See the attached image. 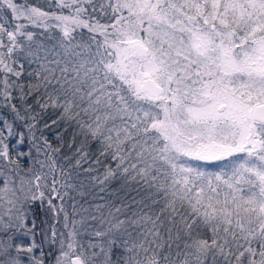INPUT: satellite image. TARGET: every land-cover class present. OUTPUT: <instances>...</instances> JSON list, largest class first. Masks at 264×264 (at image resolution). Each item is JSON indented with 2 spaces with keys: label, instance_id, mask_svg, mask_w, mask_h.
<instances>
[{
  "label": "snow or ice",
  "instance_id": "obj_1",
  "mask_svg": "<svg viewBox=\"0 0 264 264\" xmlns=\"http://www.w3.org/2000/svg\"><path fill=\"white\" fill-rule=\"evenodd\" d=\"M52 7L59 11L0 0L5 106L13 87L21 100L39 93L42 109H60L62 119L75 123L74 135L83 136L77 165L87 159L89 141H97L99 157L110 158L115 167L105 165L95 180L104 184L119 174L154 190L151 203L139 201L143 207L130 216L124 213L127 205L101 212L100 223L107 227L94 232L98 239L87 249L75 227L67 238L61 234L55 264H95L100 254L102 264H264V0H109L111 22L105 23L88 12L95 11L92 0H49ZM33 28L44 29L46 38ZM78 29L92 35L84 40L82 33L74 35ZM21 60L35 66L27 73L34 82L26 93L23 83L9 79L21 76L23 66L15 67ZM11 111L25 119L14 104ZM26 127L31 140L35 125ZM3 129L0 157L16 171L19 164L6 143L14 134L7 120ZM23 138L21 133L18 143ZM45 144L42 154L51 163L36 162L55 172L51 152L59 149ZM44 178L19 176L18 185L5 178L0 186V264H46L43 250L36 254L41 245L34 223H26L23 201L47 199L58 215L68 192L57 188L60 180L53 175V195L46 196ZM67 222L65 213L66 228ZM56 237L53 228V244ZM165 246L167 254L158 259ZM117 248L122 251L114 261Z\"/></svg>",
  "mask_w": 264,
  "mask_h": 264
},
{
  "label": "trees",
  "instance_id": "obj_2",
  "mask_svg": "<svg viewBox=\"0 0 264 264\" xmlns=\"http://www.w3.org/2000/svg\"><path fill=\"white\" fill-rule=\"evenodd\" d=\"M20 3H30L34 5L41 6L44 10L59 11V9L52 7L48 8L49 0H19ZM109 0H92V4L95 7L93 11L92 7L88 8V12L94 19H99L102 23L111 22L109 17L111 16V10L107 9L106 5ZM114 2V0H112ZM105 5V8L102 9L101 5ZM66 11V10H65ZM107 12V15H104V12ZM10 18V16H9ZM32 31L38 33L40 38L47 36V33L44 32L42 28H33ZM52 33L59 37V32L55 29L51 30ZM83 34L82 39L87 40L92 34L87 31V29H78L74 35L80 37V34ZM21 65L23 66V71L19 78L15 76H10V80H17V83H23L25 85V93L28 91L27 85L29 82H34L33 77H29L27 73L32 71L35 67L34 65H29L27 61L21 60L15 67L17 70H20ZM4 76L3 73H0V79ZM3 85L0 84V88ZM42 91V90H41ZM11 103L8 106H5V101L3 97H0V129H3V122L7 120L13 129V135L8 138L6 143L8 144L9 155L11 158L16 159L19 164V169L16 171H11V173H19L20 175L26 174L30 175L35 179V175L39 173L45 174V178L42 179L41 183L47 184V187L42 188L46 196L53 195L51 193V186L53 175L60 180V184H57V188L61 192H68V195L64 197L63 201V212H59L58 215L54 214L52 209L48 204V200L41 199L32 200L29 196V199L25 201L26 213L28 216V226L35 225L34 231L36 233L35 241L40 244L37 236L39 237L41 230V238L45 234L48 235L49 231L52 228L56 229L57 237L56 243L53 244L50 241L47 242L46 250H43L45 253L46 264H55V258L59 254V239L61 234L67 238L68 231L77 227L79 218L81 214L86 211H100L106 213L108 212V206L122 207L127 205L124 208V213L131 215V212L137 210L138 208L143 207L142 204L138 203L139 201H145L146 203H151L150 194L152 191L147 187L143 186L142 183L138 184L136 182L129 181L128 187H126V195L120 197L117 194L109 193L108 186L110 183L105 181L104 184L99 183L94 177L102 176L105 171V165H110L113 168L115 167V162L110 158L99 157V144L97 141H89L86 145L85 150L88 153L87 159H82L81 163L77 165V160L81 159V153H78L76 149L80 147L81 141L84 139L82 135H74L78 132V129L74 122L65 121L60 116V109H53L48 107L42 109L39 104L36 103V96L39 93H33L30 96H26L24 100L20 99V91L18 88L13 87L12 90ZM43 102V101H41ZM14 104L19 110L22 116L25 119H17L15 114L11 111V105ZM31 106V107H29ZM56 121V123H53ZM34 124L35 128L32 130L34 137L30 140L32 133L29 132L26 125ZM4 134L7 135V129H3ZM24 134L23 141H20V134ZM45 140L48 144H51L52 148H58V152H51L53 160L55 161L56 171H51L47 166L41 169L37 160L45 161L46 165L51 163L47 160V157L42 154L43 150L46 147ZM36 145H39L41 152L38 153ZM2 147V146H0ZM244 155V154H238ZM97 157L100 158L101 164H96L95 160ZM223 165H221L222 167ZM94 169L93 171H85L89 168ZM0 169L10 172L9 169H16V165L9 164L2 157H0ZM63 170V173L61 172ZM31 170V171H29ZM211 171H219L220 167H213ZM119 175V174H118ZM122 177V176H121ZM71 184L73 187H62L63 184ZM32 191L35 192V184H32ZM38 195V193H37ZM159 198V197H157ZM54 203L57 206V209L61 206V201L56 199ZM104 205L105 207L98 210L97 206ZM154 208L158 207L153 205ZM114 211V208H113ZM65 213L68 216L67 228L65 227ZM120 218L124 219L125 215L120 214ZM73 221H76L73 225ZM167 223L161 228V235L164 241L168 239ZM204 235L207 238L211 237V233L205 231ZM41 245V244H40ZM182 247V245H181ZM176 246L173 245V255L175 254ZM121 249H113L112 259L115 261L117 257L121 254ZM167 246L160 249V257L158 259L162 260V256L167 254Z\"/></svg>",
  "mask_w": 264,
  "mask_h": 264
},
{
  "label": "rangeland",
  "instance_id": "obj_3",
  "mask_svg": "<svg viewBox=\"0 0 264 264\" xmlns=\"http://www.w3.org/2000/svg\"><path fill=\"white\" fill-rule=\"evenodd\" d=\"M45 38H46V36L43 37L42 39H45ZM19 176H23V177H25V179L33 181V178L30 175H27V173L25 175L24 174L23 175L22 174L17 175V173H15V172L13 174L11 172H7V171L0 169V186L3 185L5 178H8L10 181H14L18 185L19 184ZM108 182L110 183V186H108L109 187L108 188L109 193L117 194L120 197H124L126 195V192H128V191H126V187H125V186H127V188H129L128 182H126L121 177V175H117L115 178H111ZM25 187H27V185ZM17 191L19 194L18 188H17ZM25 201H27V200H25ZM25 201H23L24 209H26ZM0 211H2V209H0ZM101 212H103V211L101 210ZM101 212L100 211H95V212L86 211L85 213L81 214V216L79 218V222H78V225L75 228V230L78 233L77 240L84 245L85 249L88 248V243L90 241L91 242L97 241L98 238L94 236V232L97 229L103 230L104 228L107 227L106 224L102 225L100 223L99 218L101 216ZM103 214L107 215V212L106 213L103 212ZM93 216H96L97 219L93 220L92 219ZM5 219H7V217H5ZM27 221H28V216L26 213V223H28ZM29 227H32V226H29ZM52 231H53V228L48 233L49 241H50ZM19 239L24 240L25 243H30V240L27 237H20ZM37 239L39 240V242L41 244V248H37L35 251H36V254L39 255L42 249L46 250V248H47V243L44 242V237L42 236V238H41V230H40L39 237L37 236ZM95 251L99 252V249L97 248V249H95ZM103 259H104L103 254H100L97 257H93L95 264H102Z\"/></svg>",
  "mask_w": 264,
  "mask_h": 264
}]
</instances>
